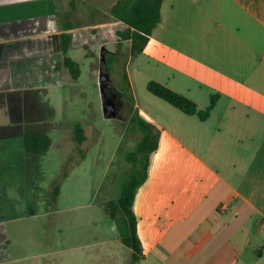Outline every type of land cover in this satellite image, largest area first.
Masks as SVG:
<instances>
[{
    "label": "crops",
    "instance_id": "crops-1",
    "mask_svg": "<svg viewBox=\"0 0 264 264\" xmlns=\"http://www.w3.org/2000/svg\"><path fill=\"white\" fill-rule=\"evenodd\" d=\"M116 1L0 0V108L11 116L17 100L18 110L26 109L11 122L3 112L0 128L17 125L22 139L44 130L48 155L50 134L60 131L45 112L34 116L47 108L36 94L76 83L86 60L98 61L99 73L103 57L126 60L132 90L133 74L145 71L146 85L157 81L197 105L188 116L164 101L134 103L132 114L159 130L133 201L142 250L136 264H264V0H164L160 22L136 56L130 40L117 46L127 26L109 16ZM62 33L71 36L77 80L63 66ZM134 59L138 67L130 72ZM24 151L17 158L37 159ZM13 153L0 150V264H134L104 204V215L51 211L60 195L46 211L29 207L31 192L22 190L30 166L18 165Z\"/></svg>",
    "mask_w": 264,
    "mask_h": 264
},
{
    "label": "rangeland",
    "instance_id": "rangeland-1",
    "mask_svg": "<svg viewBox=\"0 0 264 264\" xmlns=\"http://www.w3.org/2000/svg\"><path fill=\"white\" fill-rule=\"evenodd\" d=\"M79 15L77 18L82 22L84 13L80 12ZM93 15L98 16L97 13ZM105 17V13H101L98 18ZM103 58L104 61L105 57ZM98 64L94 59L86 60L82 62V73L76 83L65 85L60 91L41 94L39 97L36 94V99L41 103L46 102L47 108H40V114L39 109L33 110L34 116L43 117L45 112L47 119L53 120L54 125H58H55V128L60 131V135L55 131L50 134L53 138L51 155H37L36 160L29 162L26 156L20 155V160L17 158L19 152L23 154L25 151L18 126L8 125L6 130L3 126L0 128V134L5 133L0 136V150H13L18 165L22 163L30 166L27 172L30 180L27 185L23 182L22 191L31 192L29 207L39 213L51 206L54 185L60 177L62 178L63 171H66L67 180L61 179L62 182H59V203L54 205L51 211L104 215L99 202L105 207L108 201L115 199L120 194L123 183L132 175L133 169H140L142 166V157H137L135 163L131 157L136 152L141 136L135 131L136 127L130 125L129 117L133 115L134 103L143 106L151 101H163L147 91L146 83L150 76L145 71L137 76L133 74V90L130 88L126 77V60L116 61L117 67L106 63L105 67L101 68V73L95 68ZM128 66L132 72L137 69L138 61L134 59ZM13 96L15 95H12V104L15 100ZM35 97L30 98L28 102L33 107L35 101L37 102ZM10 99L7 98V102ZM13 105L16 108L11 116L10 108H0V116L4 112V115H9L10 122L23 117L25 114L22 115L21 112L26 113L24 108L18 110L17 100ZM0 120L4 119L0 117ZM77 124L84 128L86 136L85 142L78 147L72 135ZM6 135L9 136L8 140L2 139ZM27 156L31 154L27 153ZM37 165L38 174L35 180ZM58 165L63 167L59 168ZM34 196L37 197L36 205L33 202Z\"/></svg>",
    "mask_w": 264,
    "mask_h": 264
},
{
    "label": "trees",
    "instance_id": "trees-1",
    "mask_svg": "<svg viewBox=\"0 0 264 264\" xmlns=\"http://www.w3.org/2000/svg\"><path fill=\"white\" fill-rule=\"evenodd\" d=\"M164 0H117L109 8V16L117 21L123 22L127 29L118 32L117 46L120 48L122 42L130 40V55L136 56L143 52L147 45L153 30L157 27L161 18V5ZM60 52L63 56V66L69 72L73 80H77L80 76V67L69 56L68 51L71 42V36L62 33L59 37ZM106 63L113 65L115 58L107 56L101 62V67H105ZM147 91L162 101L170 104L188 116L197 114V105L194 101L186 96L173 91L167 86L157 82L150 81L146 85ZM216 102V96L211 98L209 107L199 116L201 120L207 119L210 111ZM130 125L136 127L135 131L140 133V140L137 149L132 154V160L136 162L137 157H142L141 167L134 168L132 175L123 183L120 194L105 204V212L109 217L115 220L117 230L121 242L132 250V262L138 263L142 258V250L136 231V218L133 213V201L139 187L145 182L148 174V167L151 155L157 150L159 140V130L152 124L142 121L138 114H134L130 119ZM73 141L81 146L86 136L84 128L75 125L73 128ZM23 148L31 154H45L51 145V138L46 132H28L22 139ZM134 157V158H133ZM131 160V161H132ZM67 176V172L63 171L62 178ZM60 180L54 185L52 198L56 199L60 192Z\"/></svg>",
    "mask_w": 264,
    "mask_h": 264
}]
</instances>
